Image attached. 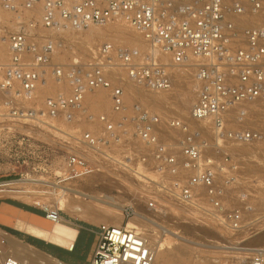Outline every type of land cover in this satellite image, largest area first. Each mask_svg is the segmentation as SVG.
I'll use <instances>...</instances> for the list:
<instances>
[{"label": "built area", "instance_id": "2783aa9c", "mask_svg": "<svg viewBox=\"0 0 264 264\" xmlns=\"http://www.w3.org/2000/svg\"><path fill=\"white\" fill-rule=\"evenodd\" d=\"M38 5L40 18L29 13ZM0 7L13 14L12 24L0 20V36L8 46L0 70L5 118L0 128L9 135L10 123L44 130L50 119L73 124L80 115L103 125L102 135L90 130L73 135L55 183L83 180L106 160L117 161L114 172L133 174L143 184L141 198L157 219L170 215V207L181 210L189 223L219 234L224 241L219 250L227 257L223 264H264V246L249 243L264 229V176L246 173L236 153L242 145L264 150V129L232 126L236 118L245 122L249 109L244 106L264 102V0H0ZM119 20L150 49L105 41L83 62L54 66L56 80L68 82L70 93L59 92L38 105V87L53 65L57 33ZM164 55L194 71L199 88L190 118L198 125L180 117L165 119L139 103L125 111L124 79L113 74L125 73L148 91L166 92L173 86V68ZM96 88L111 89L113 111L122 119L88 112L84 98ZM166 127L178 132L177 145L169 141ZM115 144L124 145L121 157L110 149ZM140 166L153 168L155 177L143 175ZM14 181L0 180V194L12 193L5 190ZM136 210L137 203L130 201L124 213L130 218ZM44 211L53 223L64 220L57 206ZM94 228L90 264H154L148 238L135 228L105 223ZM0 243L2 255L7 239ZM2 264L24 263L6 253Z\"/></svg>", "mask_w": 264, "mask_h": 264}, {"label": "rangeland", "instance_id": "374dc122", "mask_svg": "<svg viewBox=\"0 0 264 264\" xmlns=\"http://www.w3.org/2000/svg\"><path fill=\"white\" fill-rule=\"evenodd\" d=\"M33 14H36L35 16L40 18L39 13L38 14L33 13ZM12 19H13V14L0 7L1 22L6 23V22H9L10 20V23L12 24ZM119 23L120 25H123L124 22L115 21L109 25L117 26L119 25ZM128 28L132 29L129 26ZM100 29L102 30L104 29V31H106L108 29V25L107 26L106 25L105 26H91L90 28L82 32L72 31V32H63L60 34L57 33L58 46L56 48V51H55V54L52 60L53 65H51L48 68V72H47L45 82H44V84L46 82H48V84H46L45 86L43 84L42 86L38 88V95H39L37 98L38 105L42 106L44 100L47 97L55 96L59 92L70 93V87H69L68 82L63 86L62 85L63 81L59 83L56 80V77L53 73L54 66L61 65L67 68L71 64L76 62L77 60L83 62L87 60L88 57H90L92 49H94L95 47H97L98 45H100L101 43L105 41H111L116 44L122 43V44L129 45L127 38H121L115 35L104 37L103 35L101 36L99 34V35H96V37H94V33H96L97 31L102 32V30ZM0 35H4V33L2 32L0 33ZM0 44L7 46L6 40H4L3 37L1 36H0ZM1 51L2 50H0V70H1V63L3 64L8 57L7 53H6L7 55L6 56L5 53ZM164 56H163L164 60L172 64L173 72H175L177 68L186 69L185 73L189 74L188 76H186V78H184V82L186 84L193 86L194 84L197 83L195 92H194V100H195L197 97V93H198L197 89L199 88V84L195 80L193 69L187 66L173 64L171 56L169 55H166L165 57ZM0 76H1V71H0ZM113 76L115 78H120V79L123 78L124 80L127 79V77L125 76V73L113 74ZM123 82L124 81H122V83ZM106 91L109 93L111 97V94H112L111 89L109 88ZM178 91L180 93H183V90L180 89V87ZM159 93H166V95L169 96L170 98L175 94V92L172 90L168 93L167 92H159ZM86 99H87V102L89 103L84 104V107L88 110V112H91L95 115H99V114H106L108 116L111 115L112 110H113V104L111 103V105L108 107H106V105L105 107L102 106L98 100V97L96 99V94L93 90H89L86 93ZM175 100L176 102L179 101L177 99ZM138 101H140L139 104L158 113L160 116H162L165 119L168 117V115L174 116V117L183 115L187 117V115L189 114V112L183 113V112H179L177 108H171V110H169L170 112H168L167 115H163L162 110H165V108L160 107L159 109L157 106L153 107L152 105H149L146 101H144L142 98L133 99L130 101V104H132V107H133V105L138 103ZM2 104H3V96L0 92V126H1V122L5 120L4 116H2L4 113ZM132 107L130 109H132ZM255 109L256 108H254V110ZM250 111H249L248 117L245 119V123L240 122L242 120L240 118H236V120L233 118L234 121L232 122V126L233 127L242 126V127H247V128L250 127V128H256V129H264V106L259 109H256L255 110L256 112L253 111L252 109H250ZM260 111L262 113H260ZM120 118L121 117L115 120H118ZM248 119H250V121ZM78 120L80 121L74 122L72 124V123L65 122L61 118L60 119H50V123L46 127L43 128L44 130H40V129L36 130L34 127L29 126V125H25L21 128H18L17 126L19 125H14L13 123H10V128H11L10 135L8 133V129L5 128L2 130L0 128L1 130L0 131V180L5 179V178H10L12 180H18L22 178L23 179L36 178V179H45L50 182H56L57 180L56 175L64 169L67 153L71 150L70 143H72L73 135L78 137L85 130L91 131V128L93 127L92 124L99 128L98 129L99 131L97 132L99 135H102L104 132L103 125L100 122L94 123L91 121H87L88 119L84 115H80ZM132 128H133L132 125L128 126V130L131 131ZM14 129L15 131H13ZM49 129L51 131H49ZM164 129H166V132L169 130L168 131L169 135L167 132L169 141H172L176 144V139L179 136L178 132L172 131L171 129L167 127ZM173 138H175V141ZM132 144L135 145V141L134 143L132 142ZM123 146L124 145L115 144L110 149L114 155L121 157V155L123 154V151L125 150ZM242 146H244L243 148L245 149L240 150V151L236 149V153L239 154L238 158H239L241 167L246 171V173L253 172V173H258L264 176V150L261 149L262 146H255V147L254 146L248 147L245 145H242ZM241 153L244 155H242ZM118 157L115 156V158L119 159ZM106 161H108L109 163L105 164L104 167L100 168V170L93 173V175L91 174L87 176L86 178H84L83 180H78L75 182L67 183V185L80 187L85 190L87 189L86 191H88L90 195L91 194L92 195H95V194L114 195L118 198V200L122 201V204H125V206L130 201L137 203L136 211L143 213V216L145 217L153 218L152 220H155L158 224L157 225L156 223L155 224L153 223L150 226H146L144 228L143 231L145 232V234H147L148 238H149L148 233H150L154 235V239L157 242H160V243L162 242L165 244L168 241L178 243L179 242L177 239L178 236L172 233V232H178L179 235L187 236L197 243L198 247L194 249V253L192 254L193 262L191 264H198L199 262L200 264H203L204 261H210V260H212L213 262L212 264H223L224 263L227 257H224V253L221 250H219V247H218L219 246L218 244L224 243V241L219 238V234L217 232L205 229L196 224L189 223V221L186 219L183 222H179L177 225L174 224L172 222L173 220L176 221L180 216H183V215L185 217L187 216L183 212H181V210H178L176 208H171V207L169 208L170 215L166 216L167 219L166 217L157 219V217H155V215L151 213V211L146 209L145 202L143 199H141V196L143 195L142 188H140L138 184H134V186L131 187L129 185H133L132 182H125L121 180V178L120 180H118L117 178H119L118 177L119 175L114 172V169H118V166H116L117 161L115 162L114 160L113 161L106 160ZM152 169L153 168H151V170ZM109 174L113 177L111 178ZM114 177L115 179H113ZM124 177H126V175ZM108 180H111V182L109 183ZM106 181L107 183H105ZM115 181L116 183L114 184L113 182ZM101 182H103V184ZM123 184L124 186H122ZM113 186H116V187L114 188ZM129 187L131 188L136 187V190L135 189L126 190ZM25 188L27 189L29 188L28 190H30L31 192L29 191L27 193L5 192V193L0 194V200L19 199L23 202L31 203L33 204V206L40 208L42 210L46 206H57V207L60 206V204L53 199L54 195L52 194L53 191L55 193L60 192L59 188L55 189L46 184L45 185L44 184H41V185L27 184L23 188L24 190H27ZM127 191L130 193L132 191V193L129 194L127 193ZM122 195L124 197L121 200ZM136 196L138 197L137 199H135ZM34 198L36 201L41 202V204L39 205L34 202L28 201V200L32 201L34 200ZM89 200H91V198H89ZM61 211L63 214L67 213L64 210H61ZM132 217H135V214ZM169 217L172 219V221L171 219H168ZM72 218L75 223H86V224H92V225H95V224L99 225V224L105 223V218H100L99 221L95 224L89 223V222L87 223L84 220L80 219L78 216H72ZM130 218L126 217L124 213V219H122L121 224L123 223V225H125ZM36 220L38 222L49 224V225L55 224L51 222L49 219H47L45 216L44 218H39ZM163 225L165 228L168 229L167 233L169 234H165L161 231L162 230L161 226ZM3 230L5 229L0 226V240L1 238L4 237ZM171 237H175V238H171ZM249 243H252L253 245L264 246V238L259 239L257 237L251 240ZM0 247H2L1 243H0ZM7 247L8 245L6 246V248ZM215 258H217L219 262H216ZM162 263L166 264V262H162ZM176 263H180V262H175L173 264H176ZM210 264H211V261H210Z\"/></svg>", "mask_w": 264, "mask_h": 264}, {"label": "bare ground", "instance_id": "6f19581e", "mask_svg": "<svg viewBox=\"0 0 264 264\" xmlns=\"http://www.w3.org/2000/svg\"><path fill=\"white\" fill-rule=\"evenodd\" d=\"M29 13L31 15L33 13H37V14L39 13L40 14L39 17H41L42 8L40 5H38V6H36V8L30 10ZM33 15H36V14H33ZM120 21L121 20H119V22ZM111 23H109V24H111ZM243 23H248V19L243 20L241 22V24H243ZM109 24H107L108 29L106 31H104V29L103 30L100 29V30H102V32L97 31L96 33H94V37H96V35H99V34L101 36L103 35L104 37L110 36V35H115L117 37L127 38L129 45L131 47L138 48L142 51H146V50L150 49L148 42H146V40L143 37H142L143 38L142 39L141 35L138 32L136 33V31H134V29H129L128 25L125 22L123 23V25H120V23H119V25H117V26L116 25H109ZM93 26H95V25H93ZM0 50H2L1 52H4L6 55L7 50H8V46H4V45L0 44ZM187 67L191 68V66H187ZM185 70L186 69H183V68H181V69L177 68L175 70V72H173L172 89L166 91L167 93L170 92L171 90L175 92V94L171 97L172 99L169 96H167L166 93H157V92L148 91L145 88H143L142 86H139L136 83H134L133 81L129 80L128 78L125 79L123 83L121 82L123 84L124 90H125V111H127L128 108L130 109L132 107V104H130L131 100L142 98L144 101H146L149 105H152L153 107L157 106L159 109H160V107L165 108V110H162L163 115H167L168 112H170L169 110H171V108H177V110L179 112H183V113L189 112L187 117L183 116V115H179L176 117L186 119L187 121H189L193 125H198V122H196L195 120L190 118V111H191L190 109H191V107L195 101L194 100V92H195V88H196L197 83L194 84L193 86H190L184 82V78H186V76L189 75L188 73H185ZM44 82H45V80L42 81L40 86H42L44 84ZM66 83H67L66 81H63L62 85L64 86ZM115 83H120V82L115 79ZM46 84H48V82H46L44 84V86ZM179 87H180V89L183 90V93H180L178 91ZM103 90H105V91H103ZM106 90L107 89H105V88L93 89V91L96 94V99L98 97L100 104L104 107H105V105H106V107H108L112 103V96L110 97L109 93ZM197 91H198V89H197ZM175 99H177L179 101L176 102ZM139 102L140 101H138V103ZM88 103L89 102H87L86 95H85L84 104H88ZM263 106H264V102L255 101V102L248 103L244 107L248 108L249 111H250V109L255 111L256 109H259ZM254 108H256V109L254 110ZM257 113H258V111H257ZM260 113H262V112L260 111ZM234 114L235 113L233 112V115ZM110 117L114 120L119 118V117H121V119H122V115L120 113L113 111V110H112ZM248 120L250 121V119H248ZM253 121H255V120H253ZM92 126L93 127L91 128V131H93L94 133H97L99 131L98 130L99 128L93 124H92ZM245 128H247V127H245ZM49 131H51V130L49 129ZM168 135H169V132H168ZM173 139L175 141V138H173ZM243 147L244 146H238V147H236V149L238 151H240V150L245 149ZM89 153L91 154L92 152L89 151ZM242 155H244V154H242ZM139 171H141V173L143 175H145L149 178L155 177L154 171L151 169H146L144 166H140ZM104 175H105V173H104ZM107 175H108V173H107ZM118 175H119L118 176L119 178H117L118 180H120V178H121V180H123L125 182H132L133 185H129L131 187L134 186V184H138V185L143 186L142 183H140L136 180V178L134 177L133 174L125 173V174H118ZM125 175H126V177H124ZM112 177L113 176H111V178ZM113 179H115V177ZM108 181H109V183L111 182V180H108ZM101 183L103 184V182H101ZM105 183H107V181ZM113 183L115 184L116 181ZM27 184H36V185L37 184H39V185H41V184L45 185L46 184L48 186H52V188H55V189L59 188L60 192H58V193H55L54 191L52 192V194L54 195L53 199L60 204L59 208L61 210L66 211L67 213H69L72 216H78L80 219L84 220L87 223L89 222V223L95 224L99 221L100 218H105V224L112 223L114 225L123 226V223L121 224V222H122V219H124L123 211L125 208V204H122V201L118 200V198L114 195H110V194H104V195L103 194L102 195H100V194L92 195L91 194L90 195L88 193V191H86L87 189L85 190V189H82L80 187L70 186L67 184L66 185H59L55 182H50V181H47L45 179H36V178H29V179H23L22 178V179L15 180L14 186L11 187V189H6L5 191H10L12 193H14V192L19 193L21 191H24L23 188ZM117 184H118V182H117ZM120 184H122V183H120ZM124 184L122 186H124ZM113 187L115 188L116 186H113ZM131 187H129L126 190H132V189L136 190V187H134V188H131ZM25 189H27V188H25ZM28 189L25 190V192L26 191L31 192ZM30 189H31V187H30ZM95 192H97V191H95ZM127 193L131 194L132 191H131V193L127 191ZM28 197H30V196H28ZM123 197L124 196L122 195L121 200ZM89 198H91V200H89ZM137 198L138 197L136 196L135 199H137ZM28 201L34 202V203L39 204V205L41 204V202L36 201L35 198L32 201L31 200H28ZM173 216H175V215H173ZM152 219L153 218H148V217L143 216V213H141V212H136L135 217L130 218L126 224L128 227L135 228L139 233L143 234L145 237L148 238L147 234H145V232L143 230L146 226H150L153 223L155 224V222ZM166 219H167V217H166ZM168 219H171V218L169 217ZM185 219L188 220L187 217H185L183 215V216H180L176 221H174V220L172 221V219H171V221L177 225L179 222H183ZM0 222L4 223V224L12 225L15 228L25 232V234L27 233V234L45 239V240L52 242V243H55L57 245L68 247V248L74 247L75 240L77 239V235H78V228H76L75 226L70 225L64 221L56 222L53 225H49V224L38 222L34 218H28V217L22 216V215L18 216L16 214H10V211L7 208H3L2 211L0 212ZM161 227H162L161 231L163 233L169 234V233H167V231H168L167 228H165L164 226H161ZM172 233L174 235L178 236L177 239L180 243L179 242L178 243L170 242V241H168L166 244L162 243V242L160 243L154 239L153 234L148 233L149 238H150V239L148 238L149 246L151 247V249L156 254V259H155L154 264H164L162 262H166V264H173L175 262H180L183 264H191L193 262L192 261V254L194 253V249L198 247L197 243L194 242L191 238H189L187 236L179 235L178 232H172ZM3 234H4V237H6V239L8 241V247L5 248V250H3L2 255H0V264H2L3 258H4L6 253L16 257L19 260H21L24 264H64V263H62V262H60V261H58L52 257H49L48 255H45L44 253L40 252L38 249H36V248H34L28 244L23 243L21 241H18L17 239L11 237L9 234H7L5 232H3ZM256 235H257L256 238L257 237L259 239L264 238V229L261 230L260 232H258ZM171 238H175V237H171ZM232 252L236 253L237 257H239V253L236 250L232 251ZM210 261L212 264L213 263L212 260H210ZM210 261H204V263L206 262L205 264H210ZM215 261L219 262V260L217 258H215ZM198 264H200V262Z\"/></svg>", "mask_w": 264, "mask_h": 264}, {"label": "crops", "instance_id": "0c3cea01", "mask_svg": "<svg viewBox=\"0 0 264 264\" xmlns=\"http://www.w3.org/2000/svg\"><path fill=\"white\" fill-rule=\"evenodd\" d=\"M15 200V199H10ZM24 204H27L34 208V211L26 210L24 208H21L17 205H14L12 203H9L5 200H0V212L3 208H7L10 211V214H16V215H22L26 216L28 218H44L45 211L44 209L37 208L33 206L31 203L23 202L19 199L15 200ZM39 210L41 214H38L36 211ZM66 219V220H65ZM64 222L75 226L78 228V235L77 239L75 240V244L73 248H68L64 246L57 245L55 243L49 242L45 239L27 234L28 236L32 237V241L28 242L27 239L24 236L16 235L12 232H9L7 230H3L5 233L9 234L11 237L17 239L18 241H21L23 243H26L36 249H38L40 252L44 253L45 255H48L49 257H52L64 264H90V260L93 254L94 246L96 243V234L94 232L95 225L92 224H86V223H75L73 221V218L68 213L64 214ZM0 225L7 226L13 230H17L19 232H22L25 234V232L15 228L12 225L4 224L0 222ZM8 245V241H7Z\"/></svg>", "mask_w": 264, "mask_h": 264}, {"label": "trees", "instance_id": "16d2710c", "mask_svg": "<svg viewBox=\"0 0 264 264\" xmlns=\"http://www.w3.org/2000/svg\"><path fill=\"white\" fill-rule=\"evenodd\" d=\"M5 201H7V202H9V203H12V204H14V205H17V206H19V207H21V208H24V209H26V210L34 211V208L31 207V206H29V205H27V204H24V203H21V202L15 201V200H10V199L5 200ZM36 212H37L38 214H41V212H40L39 210H37ZM0 226L3 227L5 230H7V231H9V232H12V233H14V234H16V235L24 236V237L27 239L28 242H31V241H32V240H31L32 237H30V236H28V235H26V234H24V233H22V232H19V231H17V230H13V229H11V228H9V227H7V226H3V225H0Z\"/></svg>", "mask_w": 264, "mask_h": 264}]
</instances>
